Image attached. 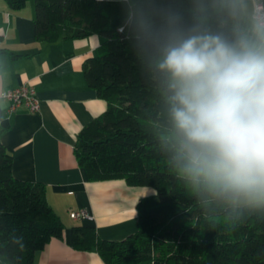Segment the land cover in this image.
I'll use <instances>...</instances> for the list:
<instances>
[{
  "label": "trees",
  "instance_id": "obj_1",
  "mask_svg": "<svg viewBox=\"0 0 264 264\" xmlns=\"http://www.w3.org/2000/svg\"><path fill=\"white\" fill-rule=\"evenodd\" d=\"M34 8L36 40L54 43L91 35L101 42L83 62L89 88L106 109L77 133L73 146L88 181L121 179L158 191L136 204L137 229L120 240L100 238L94 226L74 225L72 247L94 249L105 264H264V207L232 208L197 193L181 175L164 137V103L125 34L117 0H4ZM0 54H19L0 47ZM63 224L45 185L12 174L0 140V264H31Z\"/></svg>",
  "mask_w": 264,
  "mask_h": 264
},
{
  "label": "clouds",
  "instance_id": "obj_2",
  "mask_svg": "<svg viewBox=\"0 0 264 264\" xmlns=\"http://www.w3.org/2000/svg\"><path fill=\"white\" fill-rule=\"evenodd\" d=\"M117 2L181 175L211 201L264 207V0Z\"/></svg>",
  "mask_w": 264,
  "mask_h": 264
},
{
  "label": "crops",
  "instance_id": "obj_3",
  "mask_svg": "<svg viewBox=\"0 0 264 264\" xmlns=\"http://www.w3.org/2000/svg\"><path fill=\"white\" fill-rule=\"evenodd\" d=\"M34 8H9L0 0V47L20 56L0 54V140L12 157V174L45 185L46 198L59 216L61 237L51 238L31 264H105L94 249L72 247L74 225L94 226L100 238L120 240L137 229L136 204L151 188L129 186L124 180L88 181L78 166L73 146L78 131L106 109V101L86 84L82 66L101 42L83 39L38 41ZM33 86L40 110L18 106L1 93L23 83ZM84 209L89 218L72 219Z\"/></svg>",
  "mask_w": 264,
  "mask_h": 264
},
{
  "label": "built area",
  "instance_id": "obj_4",
  "mask_svg": "<svg viewBox=\"0 0 264 264\" xmlns=\"http://www.w3.org/2000/svg\"><path fill=\"white\" fill-rule=\"evenodd\" d=\"M1 96L10 102L7 113H12L18 106H23L32 113H38L40 110V100L33 86L27 82L4 90ZM69 216L72 219L89 218L88 212L84 209L71 211Z\"/></svg>",
  "mask_w": 264,
  "mask_h": 264
},
{
  "label": "rangeland",
  "instance_id": "obj_5",
  "mask_svg": "<svg viewBox=\"0 0 264 264\" xmlns=\"http://www.w3.org/2000/svg\"><path fill=\"white\" fill-rule=\"evenodd\" d=\"M30 4L33 6V2L32 1H29L26 6H28Z\"/></svg>",
  "mask_w": 264,
  "mask_h": 264
}]
</instances>
